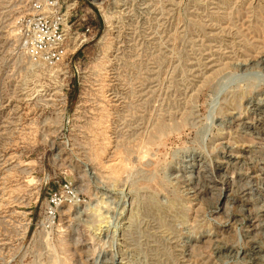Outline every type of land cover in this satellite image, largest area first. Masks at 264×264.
Wrapping results in <instances>:
<instances>
[{
  "label": "rangeland",
  "instance_id": "rangeland-1",
  "mask_svg": "<svg viewBox=\"0 0 264 264\" xmlns=\"http://www.w3.org/2000/svg\"><path fill=\"white\" fill-rule=\"evenodd\" d=\"M28 1L0 0V264H264V0H69L51 66Z\"/></svg>",
  "mask_w": 264,
  "mask_h": 264
},
{
  "label": "built area",
  "instance_id": "built-area-1",
  "mask_svg": "<svg viewBox=\"0 0 264 264\" xmlns=\"http://www.w3.org/2000/svg\"><path fill=\"white\" fill-rule=\"evenodd\" d=\"M68 3L69 0H29L27 12L18 17L20 41L32 61L51 66L63 57L68 42L69 11L62 10ZM74 9L72 6L71 10Z\"/></svg>",
  "mask_w": 264,
  "mask_h": 264
},
{
  "label": "bare ground",
  "instance_id": "bare-ground-1",
  "mask_svg": "<svg viewBox=\"0 0 264 264\" xmlns=\"http://www.w3.org/2000/svg\"><path fill=\"white\" fill-rule=\"evenodd\" d=\"M95 1H98V0H95ZM97 5H100V4L97 3Z\"/></svg>",
  "mask_w": 264,
  "mask_h": 264
}]
</instances>
